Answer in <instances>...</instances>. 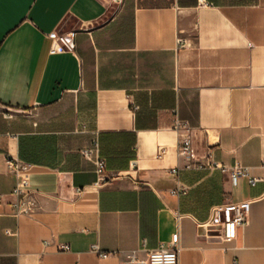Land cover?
<instances>
[{
	"label": "crops",
	"instance_id": "1",
	"mask_svg": "<svg viewBox=\"0 0 264 264\" xmlns=\"http://www.w3.org/2000/svg\"><path fill=\"white\" fill-rule=\"evenodd\" d=\"M54 32L75 50L51 54ZM96 138L104 184L81 153ZM10 161L32 216L13 214ZM243 201L236 240L199 226ZM177 234L180 264H264V0H0V264H122Z\"/></svg>",
	"mask_w": 264,
	"mask_h": 264
},
{
	"label": "built area",
	"instance_id": "2",
	"mask_svg": "<svg viewBox=\"0 0 264 264\" xmlns=\"http://www.w3.org/2000/svg\"><path fill=\"white\" fill-rule=\"evenodd\" d=\"M122 1V0H116ZM53 44L51 48V54L59 52H73L76 48L74 33H58L54 32L51 34ZM184 40L178 38V42L182 43ZM174 122L172 127L181 133L182 130L188 127V122L181 120L178 116L177 110L173 111ZM179 156L188 162L187 167L190 168V163L195 160L192 152L191 142L188 138L179 141L178 144ZM82 155L92 162L95 166L96 174L98 176L97 184H104L111 181L114 175H110L107 172V163L101 154V147L99 139L96 138L90 147L85 148L81 151ZM14 170L17 178V185L14 189V195L17 197L16 201L12 203L13 214L15 216H32L34 214L35 203L32 200L31 190V175L29 168L25 165L20 164L18 161L9 162ZM209 168L218 169L223 172L230 171L234 184H237L239 178L247 177L252 186H256L260 181L259 178L253 177L250 173V169L241 166L240 164L235 165L233 168L222 165L216 162H209L207 164ZM178 172L177 169L172 170L173 174ZM187 191V187L177 184L176 188L171 190L173 195H181ZM181 216V215H180ZM250 221V202L243 201L237 203H223L214 205L211 208L210 216L207 221L200 223L199 226L205 229H214L218 232V236L226 242L236 240L241 229L246 228ZM96 249V246L93 247ZM63 250H69V246H63ZM180 236L175 235L170 244L166 246L161 244L158 248L147 251L146 258H139L135 252L130 253L126 260L122 264H180ZM103 256H109L104 254Z\"/></svg>",
	"mask_w": 264,
	"mask_h": 264
},
{
	"label": "trees",
	"instance_id": "3",
	"mask_svg": "<svg viewBox=\"0 0 264 264\" xmlns=\"http://www.w3.org/2000/svg\"><path fill=\"white\" fill-rule=\"evenodd\" d=\"M101 147V146H100Z\"/></svg>",
	"mask_w": 264,
	"mask_h": 264
}]
</instances>
